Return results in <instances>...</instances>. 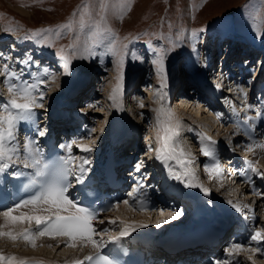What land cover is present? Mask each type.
Returning <instances> with one entry per match:
<instances>
[{
	"label": "rangeland",
	"instance_id": "obj_1",
	"mask_svg": "<svg viewBox=\"0 0 264 264\" xmlns=\"http://www.w3.org/2000/svg\"><path fill=\"white\" fill-rule=\"evenodd\" d=\"M102 3L107 5L106 11L104 12L106 24L111 29L112 33L116 34L117 49L123 55V83L126 79H129L132 76L143 75L142 72L144 71V67H147L148 70V72H145L143 76V78H145V76L147 77L149 82L148 85L142 87L137 84L138 86H136L135 90L130 93V96H128L127 99L121 98L120 94L117 95L115 101L108 98V96H110V94H108V90L109 87L112 86L111 83H113L112 90L117 84L118 69L116 62L119 57L113 56L108 52L106 47L108 44L107 40L102 38L103 41L100 42L102 47L100 48L97 46L93 48L92 55H89V53L85 50L90 41L88 40L86 28L81 31V20L83 19L84 27H86L89 23L91 27H94V25L100 21ZM129 7L130 11L127 10ZM121 14H123V19L119 18ZM241 17H244L245 22L248 24V28L241 26V22L243 20ZM215 19L224 20L228 24L231 20V25H235V27L244 35L249 36L252 39L259 40L264 34V0H130V3L129 0H0V33L8 37V39H20L21 36H23L24 38L31 40L33 43L39 44L41 49L51 52H53L54 49V51L57 52L58 49L64 48L71 60L70 68L74 70L72 78L77 75L78 72H82L86 75L90 71H96L97 69H95V67L93 68V64L105 66L104 73L95 74V77L93 75L90 80L91 85H93V82L95 83L96 80L98 83L100 82V87L96 90V104L93 108L88 110V112L94 114L97 122L94 125V135H92L90 139L98 141H102L104 139L107 131L110 106L112 103L116 104L117 102H121L123 103V106H125L124 108L126 112L132 119V125H135L134 127L137 129H140V127L142 128L141 130L144 144H142L140 148V153L145 157L150 156L154 152L153 146H162V142L158 140V137L163 135V131L157 127V113L156 115L154 114L155 112L153 113V110L157 112V109L161 107L165 110V114L161 115L162 124L167 122L169 126L174 125L176 130L179 128L180 131L178 132L180 140L184 143V145H186V147L184 145L183 146L187 150L188 155L189 152H192V146L190 143L191 139L184 135V123H189L191 126H195L197 125L195 123V119L199 120L201 115L196 107H190V109L186 111L187 115L183 116L179 114L178 118H181L182 120L178 123L177 127L178 118H175V113L169 112L165 108L166 102L164 99L166 98V92L163 90L164 86L162 87V77H166V81L172 78L174 65L176 71L184 73L186 67L183 64L190 63L188 61L185 63L183 59L187 58V60H192L193 56L191 54L197 57L199 47L197 41L200 36V29H204L205 32L208 30L213 32L224 31L225 27L223 24H219L223 22L216 21L217 23H214ZM67 24H70L71 27L64 28L63 26ZM45 28H48V30H60L61 34L56 35L49 32L45 33V36L43 37H33L31 35L32 33ZM6 29H12V31H5ZM27 29L32 30V32L26 31ZM230 32H232V30ZM193 33H195V35H193ZM128 37L131 38L128 39ZM135 40L137 41L135 42ZM46 42L50 43L51 46L49 48H46ZM144 44L148 47L149 44L152 45L151 48L149 47L150 55L147 54ZM69 45H72L71 51H69ZM153 49L162 50L164 55L163 73L161 74V77H158L157 67L153 63V60L155 59V52ZM100 50L104 53L102 59H100L99 56V53L101 52ZM72 52L75 54L73 55ZM207 52L204 53L205 56H207ZM187 53L191 54L187 55ZM149 57H151L153 71L149 63ZM203 59L204 57L202 55L201 60ZM110 60H114V62L109 63ZM193 61H195V59H193ZM88 62L93 64H89ZM179 64L183 65L180 70L178 69ZM10 71L13 72L12 69H10ZM2 78L6 77L3 75ZM152 79L161 81V84L153 86L150 83ZM138 81L139 80L136 82ZM56 82L59 83L60 79ZM248 88L249 85L244 87V89ZM0 90L3 93V87ZM235 97L240 99V97ZM129 98L130 101H128ZM243 99L244 98L241 99L242 102ZM176 103H178V101ZM141 104L144 106L141 107ZM244 104L246 105L247 102L245 101L237 106L239 109L237 112L242 109L244 110ZM251 105L253 106V104ZM193 111H196V113ZM168 113L171 114V117L173 116L171 120H167ZM249 113L251 114L252 112L250 111ZM198 114L199 116H197ZM223 129L224 128H221V130ZM227 129H230V127L225 126V130ZM230 132L233 133V131ZM232 135H234V133L229 134L228 138ZM234 143H236V141H234ZM241 143L242 147L246 146L244 141H241ZM148 144H151V146L149 147ZM202 145H209L212 148L209 143H202ZM149 149H151V151ZM249 154H251V151H249ZM220 160L221 158L219 157V163ZM174 161L176 162L177 160L174 159ZM259 161L264 163V157L261 159L259 158L257 163ZM262 166H264V164ZM166 175L169 179V174ZM214 180L215 181L210 183L209 186L208 183H205L202 188L207 189V193L212 190L215 192L216 190V192L218 191L221 194H224V196L218 195V197L227 203H229L227 199L233 200L234 198L239 197L240 199L237 201V204L241 206L243 202L240 201H242L247 195L246 193L244 197H240V191L243 190V193L245 191L242 189L244 183L237 182L235 185H233V183H229V185L227 184L224 188L221 181L220 183H216L217 179ZM227 181L226 183H228ZM233 187H235L236 191H234L235 189ZM199 188L200 191H195V193L201 197L205 196L206 193L201 190V187ZM175 189L178 188L175 187ZM222 190L224 191L221 192ZM213 192H210L209 196H212ZM234 192H236L235 196L231 195L234 194ZM185 194L186 193L183 195L185 196ZM226 194L227 196H225ZM229 195L231 196L229 197ZM248 199L249 198H247L245 202L246 204L250 201ZM209 200H204L201 206H198L195 203L192 204V206L200 210L206 202H209ZM175 202L177 203L179 200ZM232 202L236 203V201ZM164 208L165 207H161L162 212H157L156 214H149L147 212L149 215H146V212L132 215L131 213L125 212V209H118L115 212L117 214L116 217L123 221L122 226L127 219H142L145 221L149 218L152 220L158 219L162 221V218L165 217L164 223H168V217L178 213H176L177 210L174 206L169 207L170 210H164ZM217 208L218 206L215 210ZM262 209L261 215H263L261 218L264 219V207ZM165 212L171 213L165 215ZM251 213L253 214V211ZM185 217L186 213H182L178 215L173 222L176 221L175 223L178 224ZM260 221V227L264 228V220ZM0 243H2V241H0ZM11 248H15V250L18 251L36 250L41 253L45 252L50 256L63 253L62 248L56 249V251H51L52 248L50 249V247H44V245H38L35 248L29 249V247H19L18 244L16 247L13 246ZM255 256H257V254L254 255L253 259L257 261L258 264H264V258L258 259L255 258ZM246 264L252 263L247 262Z\"/></svg>",
	"mask_w": 264,
	"mask_h": 264
},
{
	"label": "snow or ice",
	"instance_id": "obj_2",
	"mask_svg": "<svg viewBox=\"0 0 264 264\" xmlns=\"http://www.w3.org/2000/svg\"><path fill=\"white\" fill-rule=\"evenodd\" d=\"M106 8L107 5L102 3L100 21L90 29V35L88 36L90 43L85 50L89 53V55H92L93 48L99 46L105 35L111 37L106 47L109 53L113 56L119 57L116 62L118 69L117 84L113 89L112 94L109 96L110 100L115 101L117 95H122L123 92L124 60L123 55L117 49V39L115 34L112 33L111 29L106 24V18L104 15ZM127 10L130 11V7ZM119 18L123 19V14H121ZM63 27L70 28L71 25L67 24ZM81 27H84L83 19L81 20ZM5 31L10 32L12 29H6ZM200 31H204V29H200ZM49 32L56 35L61 34L60 30L45 29L34 32L31 35L33 37H43L45 33ZM193 35H195V33H193ZM48 46L50 47L51 45ZM149 47L151 48L152 45L149 44ZM71 50L72 45H69V51ZM153 51L155 52V59L153 60V63L157 67L158 77H161V74L163 73L164 55L162 50L153 49ZM72 54L74 55L75 53L72 52ZM56 55L63 62V74L69 75L71 60L68 53H66L64 48H60L57 50ZM21 63L27 64L28 61H21ZM0 75H4L6 77L4 83L8 86V92L12 96V99L4 104H0V112L4 113V115H0V174H3L10 168V162L13 161V158H18L19 155L17 146L13 143L16 139V132L19 124L33 119V109L42 106L44 94L39 90L37 84L19 81V76L10 71L9 65L7 64L4 65V70L3 72H0ZM34 75L38 76L39 74L37 73ZM45 75H48L47 70H45ZM51 75L52 79L55 80V74ZM13 80L19 81V83L13 84ZM163 86H166V77H162V87ZM216 87L219 88L220 84H217ZM35 94H38V98ZM140 106L143 107L144 105L141 104ZM163 114H165L163 107L157 109V127L158 129H162L163 135L158 137V140L162 142V147H158L156 149V158L164 163L166 168H170L167 164V161L170 159H176L182 165L191 163V161L185 159L183 150L180 148L179 143L175 140V138L179 136V132L175 127H170L167 122L162 124L161 115ZM257 115L259 116L260 113ZM171 119V114L168 113L167 120ZM178 123L179 122H177V127ZM39 135L44 136L45 132L40 131ZM212 143L214 144L215 142ZM246 147L249 151H252L253 147L264 149V144L247 145ZM24 148V167L32 169V172L27 176V182L24 184V188L26 190L34 189L35 191L30 199L21 201L11 208L0 211V216L4 217L6 224L15 225L17 223L24 222L31 224L34 222L37 228L35 231L25 229L17 234H13L11 231L4 232L0 230V238L7 237L13 242L17 239H22L33 248L37 246L36 240L40 237H48L50 239L66 238L67 242L64 247H79L82 250L84 247L91 245L97 253L95 257L88 255L85 256L83 260L73 261V264H84L85 261H87L88 264H114L112 259L100 253L102 244L94 239V236L98 233L93 227L92 221L95 219L97 213L86 207L80 206L74 200L69 198L68 193L72 184L68 181V176L71 174L72 169L69 168L68 165L71 163V160L63 159L62 164L58 165L54 171H50V166L43 159L41 151L38 148L35 149V151L33 150L31 141L26 142ZM149 150L151 151V149ZM68 151L70 154V146L68 147ZM81 151L88 152L91 151V149L88 147H82ZM200 151L204 156L214 158V149H212L209 145H202ZM86 164H89V161L84 159L81 164L77 165L79 171V175L76 176L77 184L84 183V178L88 171V169L84 167ZM250 167L253 174L259 176L261 179H264V173L258 172L254 165H250ZM136 170H140L139 165H137ZM205 170L209 172L210 178H212L213 175L218 181L223 178V170L219 163H215L211 170L207 168ZM242 174L247 176V173ZM13 175L20 177L23 174L15 172ZM172 175H174V178L178 180L181 179L180 174L172 173ZM184 175L189 177V180L185 183L186 187H201V190L207 194V189L202 188V186L196 183L197 178L195 177L194 172L189 169L184 173ZM248 179L250 180L251 178L249 177ZM118 203L115 206H118ZM123 203L128 204L129 202L125 200ZM229 203L231 204L232 202L229 201ZM28 206L31 207L30 214H22L20 216L13 215L17 209ZM232 206L236 209V211H241L239 205L233 204ZM111 207L112 205L109 206V208ZM139 210H143V208ZM42 213L47 214L45 215ZM180 214L182 213L173 215L171 219H176ZM110 222L116 223V221ZM3 227V225H0V228ZM131 227L132 226L130 225H125L124 229L120 232V236L129 235V229ZM140 227H145V225H140ZM157 227H160V223L157 224ZM249 239L250 241H254L256 243L255 247H245L240 244H233L226 249L229 257H231L233 253L239 255L241 251L251 252L253 256L257 253L264 256V244L261 243V241H264V233L261 231H255L250 234ZM49 247H51V245H49ZM57 247H59V245H57ZM253 256H248V259L253 260ZM0 264H26V262L23 260L17 261V258L14 256L5 257L0 254ZM236 264H239V261H237ZM253 264H255L254 261Z\"/></svg>",
	"mask_w": 264,
	"mask_h": 264
},
{
	"label": "bare ground",
	"instance_id": "obj_3",
	"mask_svg": "<svg viewBox=\"0 0 264 264\" xmlns=\"http://www.w3.org/2000/svg\"><path fill=\"white\" fill-rule=\"evenodd\" d=\"M206 49L207 50H209L210 49V46L209 45H207L206 46ZM208 52H207V56H208ZM221 54V53H220ZM11 55H9L8 57L4 54V53H2L1 55H0V72H3V70H4V65L5 64H7V65H9V69H12L13 70V73H16V74H21V73H23L24 72V69H28V64H24V63H21V61H24L20 56V58H19V60H14V58H13V56L11 57V58H9ZM207 56H205L204 54H203V57L205 58V57H207ZM225 58V55H223L221 58H220V62L218 63V64H220L221 62H222V60ZM11 59V60H10ZM13 59V60H12ZM239 63H241V62H239ZM30 69H31V72H33V70L35 69V70H37L38 68H36V67H29ZM240 70V68L237 70V69H231V71H233V75L235 74V76L234 77H232V78H230V79H227L226 77H225V74H223V77H222V79L220 80V79H217V77H216V75H214V74H211V75H208V74H204L203 75V79H209L211 82H214V84H212L213 85V87H214V89H216L217 87H216V85L217 84H220V87L219 88H217V89H220V88H222L221 89V91H223V90H225V92L227 93V92H229V95H228V97H232V96H230L231 94H233V95H235V96H237V97H240V100L242 99V98H244L243 99V102H247V104L245 105V106H247V107H249V106H252L251 104H253V106H255V102L253 101V99H251V91L254 89V84H255V77L257 76V75H259L260 74V71H261V69H260V64L258 63V65L257 66H255V67H252V72H251V74H250V76H246L245 78H243V81L241 82L243 85H241V87L244 89V87L246 86V85H248L249 84V88L248 89H244L245 90V92H243V91H241V87H240V84H237V80L235 79V77L236 76H239V75H241V73H236V72H240L239 71ZM262 72L264 73V68L262 69ZM220 75V74H219ZM47 76H50V72H48V75ZM3 77V75H0V81H1V78ZM234 78V79H233ZM36 80L39 82L40 81V77H36ZM45 81H47V80H45ZM184 82H185V84L184 85H186L185 87L187 88V85H190V87H193V89H194V91L195 92H197L199 89H197V87H196V85H194V86H191L192 85V80H190V81H186V80H183ZM202 81V80H201ZM187 82V83H186ZM202 83L203 84H205V85H208V83L207 82H205V81H202ZM2 88V85H1V82H0V89ZM135 90V89H134ZM187 90V89H186ZM237 91H240V93H236ZM254 91H255V89H254ZM262 90H259L258 92L260 93ZM251 92V93H250ZM134 93V92H133ZM135 93H137V92H135ZM2 91L0 90V97L2 96ZM251 94V95H250ZM4 95V94H3ZM132 96V95H131ZM181 95H177V97L175 98V101L173 102L174 103V105H175V108H176V110H178V114H180V115H183V116H185V115H187V112L186 111H188V109H190V107H191V105L189 106V107H187V105L186 104H183V102H184V100L182 99V97H180ZM185 96V95H184ZM133 97V96H132ZM186 97V96H185ZM215 97V96H214ZM227 97V98H228ZM187 98V97H186ZM191 99V98H190ZM134 100V99H133ZM228 100H229V98H228ZM228 100H225V102H227ZM128 101H130V98H129V100ZM132 101V100H131ZM178 101V103H176ZM242 101V100H241ZM242 102V103H243ZM134 103V102H133ZM242 103H240V104H242ZM258 104V103H257ZM262 104V103H261ZM243 105V106H244ZM263 105H264V103H263ZM131 106V105H130ZM252 106V107H253ZM259 106H260V103H259ZM167 109V108H166ZM195 109V108H194ZM198 110H199V108H198ZM197 110V111H198ZM211 112H210V111ZM190 111V110H189ZM207 111H209L208 113L210 114V113H214V109L212 108V107H209V108H207ZM251 111V110H250ZM155 113H156V111H154ZM193 112H195L196 113V111H193ZM252 112V111H251ZM154 113V114H155ZM204 113V112H203ZM203 113H200L199 112V114L201 115L200 117L201 118H204L205 119V122H207V124L209 123V125H211L212 124V122L213 121H211L212 120V118H211V116L210 115H203ZM199 114L197 115V116H199ZM196 116V117H197ZM192 117V116H191ZM199 117V118H200ZM198 118V117H197ZM193 121H194V119H193ZM204 121H203V126L205 127L207 124L205 123ZM208 125V126H209ZM135 125H133V127H134ZM214 126V125H213ZM210 128H212V126H210ZM219 127L218 126H216L215 125V129H218ZM137 128L135 127V130H136ZM213 131H214V129H213ZM238 131H240V130H238ZM238 131H235L236 133L234 134V135H232V136H230L229 138H228V140L226 141L227 142V145H228V147H232V148H234V146L235 145H237L238 146V143H234V141H237L236 139H235V136L237 135V134H240ZM233 133H234V131H233ZM233 137H234V139H233ZM18 138V137H17ZM19 139V138H18ZM242 141H244V143L246 144V146L247 145H255V144H253L254 142H250V140H249V138L247 139V140H242ZM28 142V141H27ZM256 144H259V143H256ZM245 146V147H246ZM24 147V146H23ZM245 147H243V148H245ZM248 149H247V147L245 148V151H247ZM136 151V150H135ZM244 151V152H245ZM134 152V151H133ZM251 154H254L253 155V157L255 158V159H257V160H259V158L261 159V158H263L264 157V149H262V148H259V147H253V150L251 151ZM231 158V157H230ZM21 163H25V160L23 161V162H21ZM215 163H213V162H211L209 165H206L205 167H204V171L206 172V177L209 179L210 178V176H209V172L208 171H206L205 169L207 168V169H209V170H211V168H212V166L214 165ZM223 165L226 169H228V172L227 173H224V171H223V178L221 179V180H217L216 181V183H220V181L222 182V185L224 186V188H225V186L228 184L229 185V183H233V185H235V184H237V179H234V177H233V175H234V173H235V171H231V169H232V163H231V159H229L228 157H227V155H223L222 157H221V160H220V163H219V165ZM250 166V165H249ZM264 167V166H263ZM223 170V169H222ZM231 172V173H230ZM147 176V175H146ZM146 176H144L143 178H142V181H147V179L148 178H146ZM158 180H160V184L163 186V187H166V185L165 184H167L170 180L168 179V176L166 175V176H164L163 178H157ZM228 180V181H227ZM226 181L228 182V183H226ZM244 183V182H243ZM219 185V184H218ZM196 188H198V190L196 189ZM223 188V189H224ZM234 189H235V187H233ZM200 188L199 187H193V190L194 191H200L199 190ZM225 190V189H224ZM231 190H233V189H231ZM174 191H176L177 192V194H179L180 192L179 191H181V189H176V190H174ZM234 191H236V189L234 190ZM243 191V190H242ZM242 191H240L241 193V196L242 197H244L245 196V194L242 192ZM230 193H233V192H230ZM184 194V193H183ZM183 194H181V195H183ZM188 195H190L189 193H187ZM187 194H185V195H187ZM235 194H236V192H234V194H231V195H234L235 196ZM231 195H229V197L231 196ZM184 196V195H183ZM239 196V195H238ZM249 196H248V194L246 195V197L245 198H243V200L242 201H240V202H245L246 200H247V198H248ZM212 199V196L210 195H205V196H203V197H201L200 195H197V202L195 203L196 205H198V206H201V204H202V202L204 201V200H209V199ZM239 198V197H238ZM174 200V199H173ZM172 198L170 199V201H165V203H163L162 205H161V207H165L164 208V210H166V206H168L169 205V203H171L172 201ZM174 201H178V200H174ZM167 203V204H166ZM161 204V203H160ZM257 204V203H256ZM123 204L121 203L119 206H116V207H118L117 209H115V210H113V212H112V214L116 211V210H118V209H124L125 207H123L122 206ZM261 204H257V206L259 207ZM170 207V206H169ZM172 207V206H171ZM219 209V207L215 210H213L210 214H212L213 212H217V210ZM31 213V209H27V210H25V211H23V213L22 214H30ZM171 212H168V213H166L165 212V215H167V214H170ZM22 214H17V213H13V215H15V216H20V215H22ZM146 215L148 214V213H145ZM214 214V213H213ZM160 216V215H159ZM171 217L172 216H169L168 217V223H166L165 225H167L169 228H175L176 227V221L175 222H173V219H171ZM206 217V215L203 217V218H205ZM114 217H104L103 219H106V221H114V219L116 218L118 221H121L120 220V218H118V217H115L114 219H113ZM135 218V217H134ZM139 218V217H138ZM142 218V217H141ZM164 218L165 217H163L162 218V221H165L164 220ZM193 219H198L195 215H193V217H192ZM144 219V218H143ZM206 219V218H205ZM237 219V218H236ZM161 221V220H160ZM123 221H121V223H122ZM151 222V221H150ZM149 222V223H150ZM261 222V221H260ZM111 223V222H110ZM148 223V225H150ZM173 223V224H172ZM146 223H145V221H143L142 219L141 220H139V219H137V220H132V219H127V221L126 222H124V225H130V226H132L129 230H139V229H144L145 227H140V225H145ZM264 224V223H263ZM0 225H3L4 227L3 228H0V230H2V231H4V232H8V231H11V232H13V234H17V233H20V232H22L23 230H25V229H27V227L29 226V223H27V222H24V223H17V224H15V225H12V224H6V222H5V219H4V217L3 216H0ZM146 226V225H145ZM125 226H122L121 227V229H123ZM150 227H152L153 229H155V228H159V229H162V228H164L162 225H160V227H157V223L155 222V223H151V225H150ZM110 233H112L110 236H112V235H114L113 233H117V232H110ZM0 241H2V243H0V254H2V255H4L5 257H8V256H14V257H16L17 258V261H20V260H26V259H33V258H37V259H42V260H45V261H51V262H54V263H58V264H71V263H73V261H75V260H80L81 258H82V256H84V255H86L87 253H90L91 252V250H93V248L91 247V245H88L87 247H84L82 250L79 248V247H77V248H68V247H64V245H65V243L67 242V240H66V238H57V239H50V238H48V237H40V238H38L37 240H36V245L38 246V245H44V247H47V248H49V245H51V247H50V249L52 248V250L51 251H56V249H60V248H62V251H63V253L62 254H57V255H53V256H50V255H48L47 253H45V252H43V253H41V252H39V251H33V250H26V251H18V250H15V248H11V247H13V246H17L18 244H19V247H24V248H28L29 247V249H32L33 247H31L29 244H27L26 242H23V240L22 239H17L15 242H13V241H11V240H9L7 237H2L1 239H0ZM20 241H22V242H20ZM57 245H59V247H57ZM36 246V247H37ZM49 250V249H48ZM60 253V252H59Z\"/></svg>",
	"mask_w": 264,
	"mask_h": 264
}]
</instances>
